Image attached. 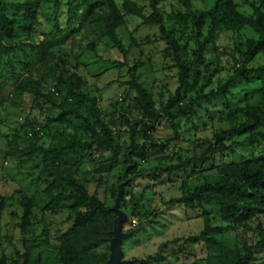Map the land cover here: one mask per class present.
<instances>
[{
    "label": "trees",
    "instance_id": "16d2710c",
    "mask_svg": "<svg viewBox=\"0 0 264 264\" xmlns=\"http://www.w3.org/2000/svg\"><path fill=\"white\" fill-rule=\"evenodd\" d=\"M167 1L179 6L171 16L161 7ZM148 2L149 14L133 0H123L121 7L116 0H0L1 101L7 102L11 92L30 93L42 112L57 110L42 121L27 116L6 134L4 157L28 172L34 190L30 195L18 190L21 213H11L18 217L14 229L20 233L24 256L17 248L12 253L6 250L7 241L14 243L3 233L2 220L12 204L0 194V264H38L42 251H34L39 247L50 248L56 264H106L117 218L107 200L116 201L123 184L120 209L130 221L145 216L135 202L137 188L147 178L156 183L179 181L181 196L164 204L183 206L189 219H203L201 231L186 240L203 243L206 256L202 261L182 262L181 252L169 253V264H264V0ZM44 3L51 4L54 16L50 31L36 41ZM127 14L159 28L177 69L174 92L163 84L150 90L141 82L143 50L132 33L129 45L138 49V57L128 63L129 49L120 34L127 27ZM176 26H182L179 37ZM224 33L232 43L224 48L229 67L211 70L206 54L217 48ZM103 39L125 58L106 63L110 68H128L129 79L122 85L136 93L141 117L125 112L126 98L105 113L100 94L86 87L78 54L97 56ZM190 43L195 45L193 51ZM18 52L21 60L13 63ZM68 68L75 70L71 77L62 72ZM215 98L225 101L231 125L214 130L209 140L198 141L195 151L203 149L201 155L191 157L182 149H172L179 143L178 124L184 120L185 125H195L202 102ZM66 122L74 124V130L56 137L53 125ZM163 127L174 136H157ZM241 136L246 138L237 140ZM238 146L249 152L217 162L218 155L237 153ZM155 154H159L156 163ZM116 169L118 181L111 184ZM175 172L181 175L163 177ZM198 174L202 179L193 182ZM91 182L105 187L104 199L89 190ZM129 202L134 206L130 211ZM147 259L153 257L134 258L131 264H146Z\"/></svg>",
    "mask_w": 264,
    "mask_h": 264
},
{
    "label": "rangeland",
    "instance_id": "374dc122",
    "mask_svg": "<svg viewBox=\"0 0 264 264\" xmlns=\"http://www.w3.org/2000/svg\"><path fill=\"white\" fill-rule=\"evenodd\" d=\"M144 8L146 14L151 12L148 0H133ZM240 1V0H237ZM119 7L122 6L123 0H116ZM51 4L44 3L41 6L40 20L41 26L38 29V37L43 38L44 33H48V24L52 21L53 12L50 8ZM162 9L167 16L175 14L179 6L176 2L167 1L161 4ZM65 8V7H64ZM63 8V9H64ZM64 16L62 19L64 21ZM127 27L121 29L120 34L123 42L128 46L129 55L127 57L128 63L133 64L134 58L138 57V49L131 48L129 45L130 39L129 33H132L134 38L139 43L140 48L143 50V54L139 57L142 62V66L139 69L140 80L148 88L152 89L155 85H167L169 89L174 92L177 87V69L174 66L172 55L168 50V45L162 40L157 26L145 25L142 20L131 14L126 15ZM51 25V23H50ZM172 21L170 19L167 22V27L171 28ZM176 36H180L182 26H176ZM189 32H187L188 35ZM232 45L231 38L227 33H224L222 38L218 40L217 48H213L206 54L207 62L211 63L210 69H216L217 66L222 69H228L229 59L225 54L224 48ZM195 48L194 43L189 44L190 51ZM190 53V52H189ZM79 66V72L86 79L87 89L95 94H100V105L105 113L114 111V105L116 102H120L122 98H126L125 112L133 118L141 117L142 106L140 102L136 100V93L127 90V86L122 85L129 79L128 68L124 67H112L106 63V60L116 59L124 61V57L115 48H112L107 39H103L98 46V55L95 56L91 52H81ZM21 60L19 52L16 56L12 57V62L17 63ZM218 63L219 65H217ZM205 70V67H202ZM75 70L68 68L66 71H62L65 76L71 77ZM223 72V71H222ZM226 75V72L221 74ZM212 85L217 84L216 76L214 77ZM85 86V85H84ZM98 90H97V89ZM6 94L7 90L4 89ZM156 90V88H155ZM0 98V194L8 198V203L12 204L11 207H7L3 216V233L8 235L14 245L7 241L5 244L8 253L15 252V248L19 250L21 254H25L24 247L19 240V231L14 229L15 223L18 221V217L11 213L14 211L17 214L21 213L20 207L17 202V191L21 190L30 195L34 190V183L32 177L26 172V170L19 168L16 162L7 160L4 157V150L7 147L6 134L11 133L12 129L18 128L21 125V121L27 116L42 121L45 115L55 114L57 110L45 111L39 110L36 106L35 96L30 93H15L11 92L10 99L7 102H2ZM41 102V101H39ZM224 100L221 98H215L212 100H205L199 107L198 115L195 117V125L186 124L185 121L178 124L179 143L172 146L175 150L182 149L184 154H189L191 157L195 155H201L203 149L195 151L198 145V141L211 139L214 130L227 128L231 125V122L226 115L227 109H225ZM42 103V102H41ZM48 105V104H47ZM51 112V113H50ZM22 119V120H21ZM164 126V125H163ZM75 125L66 122L60 126L53 125L52 130L55 132L56 137H61L71 133L74 130ZM119 125H117L118 131ZM168 133H173L166 128H160L157 136L160 138L173 137L174 133L166 136ZM126 136L123 137V141L126 140ZM246 136L238 137L237 140L243 141ZM236 152L227 151L224 157L221 154L217 157V162L230 161L235 158H239V154L243 151L241 146L235 147ZM159 154H155L153 159L156 163ZM197 170L202 168L197 166ZM204 170V169H203ZM119 171H114V177L111 179V184L118 181ZM200 173V171H199ZM176 175H181L179 172H175L174 176L164 173L163 177L172 178ZM186 178L184 175H182ZM202 175L193 177V182L199 179ZM148 180H153L148 182ZM156 179L147 178L137 188L136 206H139L142 211H146V215L142 217H135L137 226H132V221L128 220L125 224V229L135 230L141 227L144 228L137 231L134 235L126 238L122 247L126 259L133 260L134 258L146 259L152 256L153 259L148 260L146 264H169L167 254L169 253H182V262H193L194 260L202 261L206 256V250L203 243H188L187 237L197 234L203 228V219H189L188 212L183 206L170 204L165 205V201H169L171 198L181 196L180 182H154ZM190 181V180H188ZM192 181V180H191ZM149 184V186H148ZM89 190L91 192H98V194L104 199L105 187L98 188L97 183L91 182L89 184ZM110 205L115 204V200L110 198L107 200ZM129 211L134 208L133 203H128ZM131 208V209H130ZM136 208V207H135ZM192 214V212H190ZM60 228L65 229L66 225H61ZM42 251V260L38 264H56L55 255L50 248L43 249L42 247L36 248L34 253ZM133 258H129V257ZM24 260V259H22ZM174 260L173 258L171 259ZM180 262V261H179Z\"/></svg>",
    "mask_w": 264,
    "mask_h": 264
},
{
    "label": "water",
    "instance_id": "95a60500",
    "mask_svg": "<svg viewBox=\"0 0 264 264\" xmlns=\"http://www.w3.org/2000/svg\"><path fill=\"white\" fill-rule=\"evenodd\" d=\"M122 186L123 184L119 185L118 195L116 197V201L113 207V209L117 213V218L114 221V229L112 231L113 237L110 239V255L106 264H131L132 260L125 258L122 243L126 238L131 237L137 231L144 228L145 225L143 224L141 227L135 230H131L128 232L124 231L123 225L127 222L128 216L123 210L120 209Z\"/></svg>",
    "mask_w": 264,
    "mask_h": 264
},
{
    "label": "built area",
    "instance_id": "2783aa9c",
    "mask_svg": "<svg viewBox=\"0 0 264 264\" xmlns=\"http://www.w3.org/2000/svg\"><path fill=\"white\" fill-rule=\"evenodd\" d=\"M30 135H31V133H30ZM41 135H42V132H41ZM131 221H132V226L135 227V226L138 225V223H137V221L135 219H132Z\"/></svg>",
    "mask_w": 264,
    "mask_h": 264
},
{
    "label": "crops",
    "instance_id": "0c3cea01",
    "mask_svg": "<svg viewBox=\"0 0 264 264\" xmlns=\"http://www.w3.org/2000/svg\"><path fill=\"white\" fill-rule=\"evenodd\" d=\"M126 255V254H125ZM127 257H129V256H127ZM134 257V256H133ZM133 257H129V258H133Z\"/></svg>",
    "mask_w": 264,
    "mask_h": 264
}]
</instances>
